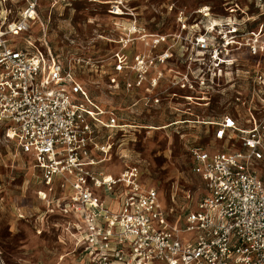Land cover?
Returning <instances> with one entry per match:
<instances>
[{
    "label": "built area",
    "instance_id": "1",
    "mask_svg": "<svg viewBox=\"0 0 264 264\" xmlns=\"http://www.w3.org/2000/svg\"><path fill=\"white\" fill-rule=\"evenodd\" d=\"M26 1L20 17L0 29V129L5 142H15L41 172L46 190L39 191V199L47 203V213L71 221L76 245L94 263L264 264V176L250 169L251 163L264 162V69L244 71L261 109L255 115L249 109L246 120L238 113L210 122L221 150H191L192 170L204 192L185 209L179 224L172 223V209L155 187L143 183L137 164L115 175L99 166L109 160L112 148L101 141V131L126 126L114 109L98 105L72 66L57 59L50 47L42 55L14 40L38 16V0ZM115 2L111 12L117 7L122 11L117 16L137 17L125 10L124 0ZM169 2L177 25L175 48L139 53L133 65L119 56L110 88L120 89L122 78L125 90H139L151 71L150 86L157 88L163 77L158 62L176 53L183 72L173 84L188 92L181 97L205 100L224 81L238 77L234 53H264V0H222L218 12L212 5L189 10L177 7V0ZM136 32L135 26L128 37ZM167 39L157 35L152 47ZM235 101L246 105L249 99L236 91Z\"/></svg>",
    "mask_w": 264,
    "mask_h": 264
},
{
    "label": "rangeland",
    "instance_id": "2",
    "mask_svg": "<svg viewBox=\"0 0 264 264\" xmlns=\"http://www.w3.org/2000/svg\"><path fill=\"white\" fill-rule=\"evenodd\" d=\"M115 1L38 0L37 19L14 40L42 55L50 47L57 59L72 66L98 105L114 109L120 123L126 126L123 130L101 131V141L112 143V148L109 160L99 166L115 175L127 165L137 164L143 183L158 190L166 208L172 209L170 220L179 224L185 209L204 192L200 176L192 170L191 150L222 149V142L214 140L210 122L238 113L246 120L250 110L255 115L262 107L244 71L264 69V53L258 57L250 56L246 50L234 53L238 77L224 81L220 91H212L205 100L187 102L181 97L188 92L173 84L175 76L178 80L183 72L177 65L176 53L158 62L163 77L157 88L150 86V78L155 76L151 71L139 90H125L122 78L120 89H112L109 77L118 74L115 65L119 56L125 55L126 62L133 65L139 53L174 49L172 35L177 30L175 10H170L169 0H124L125 10H133L136 18L117 16L122 13L117 7L111 12ZM241 2L246 4L245 0ZM221 3L222 0H177L176 5L189 10L212 5L218 12ZM26 7V0H0V29L17 20ZM135 26L137 32L128 37ZM157 35L168 39L152 47ZM236 91L249 99L246 105L235 101ZM138 99L140 102L134 105ZM3 136L0 129V264H100L92 262L76 245L72 235L75 230L68 223L71 221L55 212L47 213V203L39 199V191L46 190L41 172L29 155L22 153L15 142L6 143ZM250 169L264 176V162H253Z\"/></svg>",
    "mask_w": 264,
    "mask_h": 264
}]
</instances>
